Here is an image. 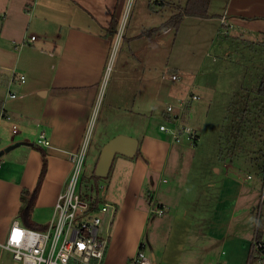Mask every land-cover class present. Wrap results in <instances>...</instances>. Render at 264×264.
<instances>
[{
  "label": "crops",
  "instance_id": "1",
  "mask_svg": "<svg viewBox=\"0 0 264 264\" xmlns=\"http://www.w3.org/2000/svg\"><path fill=\"white\" fill-rule=\"evenodd\" d=\"M98 1L105 5L104 10L96 6L95 0H36L33 5L30 0H0V17L3 16L0 50L5 52L6 59L14 56L12 66L0 60V83L5 90V93L0 92V108H5V128L12 132L13 126H17L18 132L12 133L20 136L16 139L0 131L3 135L0 151L17 142L30 144L18 146L0 157V244L5 242L11 223L20 219L22 191L33 192L37 186L43 156L32 144H38L41 133H45L51 145L38 144L46 149L48 164L31 223L38 226L49 223L57 197L72 170L71 156L81 149L85 137L90 134L89 127L100 107L104 88L106 117L114 123V129H120L98 146L95 168L103 146L116 135H129L139 141L134 157L120 154L115 157L107 177L105 198L99 197L100 204L116 207L117 220L108 222L110 226L116 225L113 241L124 243L118 233L129 230L131 245L125 253L134 255L143 243L146 222L151 218L147 194L152 195V203L166 208L164 202L158 203L155 190L167 182L164 175L177 143L159 129L167 120L163 103L168 98V103L175 107V114L181 113L180 101L185 99L186 90V85L166 84L165 66L159 62L164 59L160 38L173 28L148 37L140 35L157 26H139L140 30L129 39L128 52L117 66L114 65L115 73L112 76V71L107 84L105 80L116 35H111L108 28L114 16L118 31L127 0ZM161 7L158 13L172 8L169 18L175 13L172 6ZM208 14L206 18L185 16L176 33L186 20L198 18L210 27L205 25L198 29L199 25H196L193 28L191 23L189 29L194 35L197 32L213 34L215 20L218 28L225 29L221 26L225 16L242 36L255 30L252 32L264 37V0H210ZM32 35L36 40L30 42ZM12 42L23 44L15 49ZM2 69L9 74L1 72ZM13 69L26 76L24 83L10 82ZM169 73L171 78L174 74L180 75L178 70ZM178 80L181 81L180 76ZM9 93H15L17 98H9ZM189 113L190 110H186L184 118L188 119ZM151 119L161 122L158 129L151 125ZM13 150H16L15 157H8ZM214 168L220 173V168ZM142 203L148 213L140 208Z\"/></svg>",
  "mask_w": 264,
  "mask_h": 264
},
{
  "label": "rangeland",
  "instance_id": "2",
  "mask_svg": "<svg viewBox=\"0 0 264 264\" xmlns=\"http://www.w3.org/2000/svg\"><path fill=\"white\" fill-rule=\"evenodd\" d=\"M95 1L96 6L104 10L105 5ZM187 1L155 0L157 7L172 6L175 13L180 8L183 10ZM126 6L118 29L121 36L119 38L117 32L114 37L115 46L106 83L114 65L117 66L128 52L129 41L139 26H159L173 12L172 8L153 12L149 0H127ZM191 9L204 12L207 0H193ZM0 18L3 28V16ZM191 23L193 28L196 25H199L198 29L205 25L208 29L210 27L203 20L199 22L198 18H190L178 34L174 29L167 31L160 38L164 59L159 62L164 63L168 86L186 85L184 98L191 94L200 96L187 108V112L190 110L189 118L180 121L182 126L197 131L199 139L195 143L187 140L185 135L176 144L164 175L167 182L162 183L157 191L154 189L158 203L166 204L164 214L160 216L150 212L142 242L146 253L157 264H247L256 229L264 231V204L261 207L264 175L260 170L264 164V98L256 94L264 70V37L252 32L255 30L243 36L239 29L232 28L227 32L226 27L218 28L217 20L213 34L197 32L194 35V31L189 29ZM7 42L10 43L9 39ZM12 58L6 59L5 52L0 50V60L8 66L14 63ZM171 70H178L181 81H172ZM114 73L115 70L112 76ZM105 91L106 88L89 127L90 137L82 171V176L87 178L94 174L98 146L120 129H114V123L106 117ZM0 92L5 93L1 83ZM168 102L166 98L165 108L170 105ZM243 109H246L244 115L241 114ZM2 120L0 131L19 138L5 128L6 122ZM160 123L151 119V125L157 129ZM165 124L171 126L170 121L166 120ZM238 127L240 134L236 132ZM0 137H3L1 132ZM15 151L8 157H15ZM214 166L220 168V173ZM107 185V177L98 179L99 197L105 198ZM79 186L82 195L88 194V200L96 198V192H92L88 184H83L82 179ZM144 205L142 203L139 207L148 213ZM115 215L113 220H117L118 214ZM102 217L100 235H109L103 264H129L135 255L125 253L131 245L129 230L118 233L124 243H115L116 225L108 223L111 212ZM19 221L26 226L22 219ZM0 264L21 263L14 260L11 251L0 246Z\"/></svg>",
  "mask_w": 264,
  "mask_h": 264
},
{
  "label": "built area",
  "instance_id": "3",
  "mask_svg": "<svg viewBox=\"0 0 264 264\" xmlns=\"http://www.w3.org/2000/svg\"><path fill=\"white\" fill-rule=\"evenodd\" d=\"M35 2L36 0H30L32 5ZM221 26L233 28L225 16L221 19ZM118 35L120 38V30ZM35 40V35L29 39L30 42ZM22 44L15 43V49L21 47ZM172 79L178 80L179 76L174 74ZM17 80L24 83L26 76L13 69L10 82ZM9 98L15 99L17 95L9 93ZM198 99L200 96L196 94L182 99L180 101L182 111L179 114H175L174 105L170 104L166 107L167 121L171 122V126L163 123L160 125V130L168 133L172 142H181L185 135L187 140L195 141V143L199 139L197 131L191 127L182 126L180 123L181 120L183 121L191 101ZM6 117L5 108L1 107L0 120ZM12 131L16 134L17 126H13ZM89 137L90 134H87L81 149L71 156V173L65 188L57 197L52 217L46 228L43 230L33 229L22 225L17 219L11 223L5 242L0 245L12 252L14 260L21 264H103L109 245V235H100L102 215L110 211L109 222H111L116 209L108 204L94 208L92 202L84 198L79 191ZM38 144L47 147L51 145V141L47 139L45 133H41ZM263 204L264 191L261 197V207ZM151 212L161 216L164 214V209L153 202L151 203ZM129 264H155V260L146 253L144 244L141 243ZM247 264H264V231H260L258 228L252 239Z\"/></svg>",
  "mask_w": 264,
  "mask_h": 264
},
{
  "label": "trees",
  "instance_id": "4",
  "mask_svg": "<svg viewBox=\"0 0 264 264\" xmlns=\"http://www.w3.org/2000/svg\"><path fill=\"white\" fill-rule=\"evenodd\" d=\"M157 1V0H156ZM193 0H188L186 6L184 7L183 10H181V8L179 9L178 12L174 13L168 20H166L164 23L160 24L157 27L151 28L149 30L144 31L143 33H141L140 36H148V37H153L155 35L161 34L163 33L165 30L173 28L175 31H178V29L180 28V25L183 21V18L185 16H200L203 18H206L209 16L208 14V6L210 3V0H207V9L204 12H199L196 10H192L191 9V3ZM149 6L151 8L152 11L154 12H159V8L156 5L155 0H150L149 2ZM117 21L115 20V17L113 16L108 31L111 35H115L117 33ZM256 94L258 96H260L261 98H264V70H263V74L260 78V83L258 85ZM244 112H241L242 115L245 114L246 109H243ZM235 112V111H234ZM227 118V117H226ZM240 126V125H239ZM234 131L235 129L232 128ZM240 134V128L238 127V131H236ZM236 132H233V134H235L236 137H238L239 135H236ZM241 136V135H240ZM33 146H35V148H37L43 156V166H42V170L39 176V180L37 183L36 188L33 190V192H30L28 190H23L22 191V202L23 205L21 207V210L19 212V218L22 219L24 222H26L27 226L33 229H38V230H43L46 228V226H38L36 224H32L31 223V218H32V212L34 209V204L36 201V197L37 194L40 190L41 184L43 183V180L45 178L46 172H47V164H48V153L46 151L45 148H43L42 146L38 145V144H32ZM261 172L264 175V164L263 166L260 168ZM98 179H100L99 177H97L95 174H93L91 177L87 178L85 175L82 176V182L83 184H88L90 186V189L92 192H96V198L94 200H92V207L97 208L100 204V200H99V191L100 188L98 186ZM148 196L147 198V203L150 205L152 203V195L149 193L147 194ZM84 198L88 197V194H84L83 195ZM160 207V206H159ZM162 208V207H161Z\"/></svg>",
  "mask_w": 264,
  "mask_h": 264
},
{
  "label": "water",
  "instance_id": "5",
  "mask_svg": "<svg viewBox=\"0 0 264 264\" xmlns=\"http://www.w3.org/2000/svg\"><path fill=\"white\" fill-rule=\"evenodd\" d=\"M2 21L0 18V32ZM21 145H30L24 142H17L4 150L0 151V157L7 151H10ZM139 145L138 139L125 134H119L110 139L102 148L100 157L95 168V175L99 178L108 177L113 166V162L117 155H124L127 157H134L137 153ZM156 264V262H155Z\"/></svg>",
  "mask_w": 264,
  "mask_h": 264
}]
</instances>
